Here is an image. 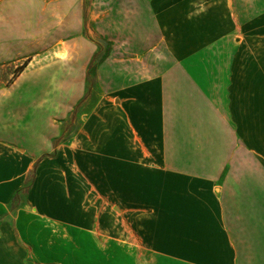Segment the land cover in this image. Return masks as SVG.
<instances>
[{"label":"crops","instance_id":"obj_1","mask_svg":"<svg viewBox=\"0 0 264 264\" xmlns=\"http://www.w3.org/2000/svg\"><path fill=\"white\" fill-rule=\"evenodd\" d=\"M145 3L119 17L105 9L93 20L95 8L89 11L104 41L158 38L172 59L167 70L116 91L124 124L106 149L118 140L121 148L108 153L152 158L122 163L121 171L147 172V179L134 180L135 199L121 190L126 210L104 212L98 222L96 215L68 217L44 204L40 175L27 184L57 148L59 120L86 96L98 47L86 36L83 2L0 0V65L30 58L0 87V212L29 187L25 207L0 219V264H264V149L257 141L264 50H210L246 25L264 42V0L205 1L196 8L189 0ZM50 57L55 61L44 64ZM128 122L141 146H128L134 138ZM110 181L129 186L124 172ZM28 219L56 227H33Z\"/></svg>","mask_w":264,"mask_h":264},{"label":"rangeland","instance_id":"obj_2","mask_svg":"<svg viewBox=\"0 0 264 264\" xmlns=\"http://www.w3.org/2000/svg\"><path fill=\"white\" fill-rule=\"evenodd\" d=\"M189 1L193 2L196 8V5L205 1L216 4L218 1L227 2L230 0ZM82 2L83 16L86 21V36L96 41L97 47L101 49L100 56L105 53L107 47L110 49L109 55L96 70L94 68L91 70L89 78H87L86 72V96H84V99L81 100L77 108L71 113V116L69 115L59 120L62 122L63 131L56 141L57 148L51 154L44 157V159L42 158L44 162H40L36 170L34 168L32 172L34 174H32V177L31 175L28 177L27 184L31 185L34 175H40L43 179L42 185L44 186V204L48 200L49 203H52L51 206L53 205L56 213L58 211L64 212L68 217H71L74 212L78 213V211L84 212L86 216L91 214L96 215V220L100 222V215L104 212L116 216V213L122 208L127 209L126 204L121 201L122 189L130 198L135 199L137 188L134 180L140 177L143 184V179H147V172L132 169L121 171V166L124 165L122 163L128 166L127 164H132V162L139 161L143 163L150 161L152 158L148 154L126 155L108 153L110 150L118 152L121 148V141L118 140L113 144V148L106 149V140H109L113 133L121 132V127L124 124L121 122L120 113L117 111L120 102L117 98L119 92L116 91L129 83L167 70L172 63V59H170V55L162 42H157L158 38H152L150 42L146 41L142 44L116 41L109 43L104 41L106 39H103L100 34V32L104 33L103 28L97 27L93 21L98 20L99 16H101L99 15L100 10L112 9L113 15L119 17L121 15L120 11L127 8L132 10L142 7L146 5V0H82ZM105 3H108V5ZM94 8L95 12H93V16L91 17L89 11ZM90 17L93 20L90 21ZM112 29L113 31L109 30H111L113 37H119L120 32L118 28ZM238 29L232 32L231 36L227 37V43H224V45L216 44L210 50H264V42H260V39L253 37L257 31H254L252 27H248V25L241 26ZM151 34L152 26L145 27V35L148 37ZM237 41H241V43H237ZM29 60L30 58L18 60L16 67L11 68L0 65V87L9 86L20 75L19 73L14 77L16 70L25 61L28 64ZM51 61L55 60L51 57L44 58V64ZM22 93L21 89L17 90L18 97ZM102 100L103 102H101ZM263 104V102H259L258 104V128L260 127V129L258 130L257 141L258 145L264 149ZM50 116L54 120H58V114L51 113ZM128 124L130 134L134 136V138H130V142L128 140V146H135V148L141 146L140 139L135 137L137 136L136 131L131 128L132 123L128 122ZM122 172L128 174L129 186L123 188L112 184L111 187V178L114 181ZM28 188L15 197L13 202L7 207V210H4L2 213L0 212V219L3 217L10 218L11 215L16 213L17 209L25 207ZM74 198H76L75 202L73 201ZM129 205L131 207L130 210L136 209V203H130ZM31 207L27 210H30ZM49 224L43 225L31 219L28 225L39 228H44V226L45 228L56 227V224ZM33 252L35 253L34 250ZM52 259H55V257L53 256Z\"/></svg>","mask_w":264,"mask_h":264},{"label":"trees","instance_id":"obj_3","mask_svg":"<svg viewBox=\"0 0 264 264\" xmlns=\"http://www.w3.org/2000/svg\"><path fill=\"white\" fill-rule=\"evenodd\" d=\"M109 47H107L105 53L100 56V52H101V49L98 47L97 51L95 52V54L93 55L92 59L90 60L89 64H88V70H87V78L90 77L91 75V70L94 68L96 70V68L104 62V60L108 57L109 55ZM27 65V61H25L19 68L18 70H16L15 72V76H17L19 73H21L23 71V69L26 67ZM95 74V72H94Z\"/></svg>","mask_w":264,"mask_h":264}]
</instances>
